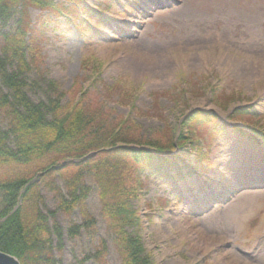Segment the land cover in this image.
Masks as SVG:
<instances>
[{"label":"rangeland","instance_id":"374dc122","mask_svg":"<svg viewBox=\"0 0 264 264\" xmlns=\"http://www.w3.org/2000/svg\"><path fill=\"white\" fill-rule=\"evenodd\" d=\"M222 1L85 0L86 10L73 17L76 28L63 15L50 17L40 7L27 5L23 12L29 25L37 24L39 40L35 62L26 56L25 81L32 86L24 92L34 103L52 94L51 82V97L61 103L80 102L86 111L101 105L108 121L132 118L134 138L159 144L175 143L185 115L215 116L194 126L179 151L165 153L180 160L184 178L176 164L168 172L177 181L148 171L141 175L133 207L153 264H264V189L251 193L236 184L245 171L264 165V0ZM0 125H5L1 113ZM186 162H197L199 172H186ZM59 163L54 164L57 177ZM86 181L91 189L85 212L94 220L87 227L80 226L79 208L58 210L39 184V208L62 229L54 257L58 264H95L90 257H97L102 240L105 263L120 264L97 187L91 177ZM262 181L254 184L263 186ZM78 225L69 236L67 229Z\"/></svg>","mask_w":264,"mask_h":264},{"label":"trees","instance_id":"16d2710c","mask_svg":"<svg viewBox=\"0 0 264 264\" xmlns=\"http://www.w3.org/2000/svg\"><path fill=\"white\" fill-rule=\"evenodd\" d=\"M84 2L0 0V113L5 122L4 127L0 125V170L4 172L0 175V251L14 256L20 264H58L53 249L60 248L62 229L55 221L50 224L49 216L39 208V184L50 193L58 210L69 213L79 208L80 226L87 227L94 222L86 214L84 203L91 189L86 180L91 177L120 264H153L137 232L139 213L133 207L142 186L141 175L146 171L151 175L166 173V167L175 164V160L161 154L180 149L184 139L189 141V131L194 126L202 127L214 121L215 116L194 111L179 123L180 131L174 133L175 143L167 139L159 144L140 141L139 136L134 138L129 133L132 118L119 123L108 121L101 105L86 111L80 102L72 106L61 103L51 97L55 96L54 83H49L52 94L44 102L31 101L24 92L26 86H32L25 81L30 69L26 56L35 62L39 40L37 24L29 25L23 19L25 7H40L50 17L63 15L76 27L73 17L80 8L85 9ZM97 10L100 14L101 10L98 7ZM18 13L15 25L9 26ZM138 144L148 149H137ZM92 151L95 152L92 157L68 162ZM59 160L66 162L57 171V177L54 166ZM37 174H41L39 182H33ZM55 177L61 181L62 188L56 184ZM78 228L79 225L70 226L68 235L73 236ZM100 244L97 257L90 258L95 264H106L104 242L101 240Z\"/></svg>","mask_w":264,"mask_h":264},{"label":"water","instance_id":"95a60500","mask_svg":"<svg viewBox=\"0 0 264 264\" xmlns=\"http://www.w3.org/2000/svg\"><path fill=\"white\" fill-rule=\"evenodd\" d=\"M94 154H95L94 152L89 153L85 157L81 158V160L85 159V158H88V157H91ZM76 161L77 160H73V162H76ZM64 164L65 163H61L60 166H63ZM34 180H35V178H33L32 181H34ZM0 264H19V262L14 256L6 254V253L0 251Z\"/></svg>","mask_w":264,"mask_h":264},{"label":"bare ground","instance_id":"6f19581e","mask_svg":"<svg viewBox=\"0 0 264 264\" xmlns=\"http://www.w3.org/2000/svg\"><path fill=\"white\" fill-rule=\"evenodd\" d=\"M216 2L218 3L219 2V0H216ZM221 3H223V1L221 0ZM262 171H264V169H262ZM210 189L212 188V186L211 187H209ZM256 189L255 190H257V191H254L253 189H249L248 191H250L251 193H262V191H263V189H264V186L262 187V186H257V187H255ZM212 190H213V188H212ZM215 190V189H214ZM250 195V194H249ZM233 199H237V195L235 194V196H234V198ZM232 203V202H231Z\"/></svg>","mask_w":264,"mask_h":264}]
</instances>
